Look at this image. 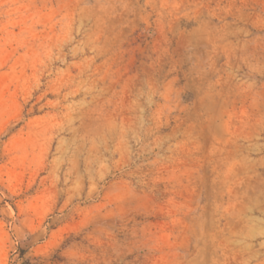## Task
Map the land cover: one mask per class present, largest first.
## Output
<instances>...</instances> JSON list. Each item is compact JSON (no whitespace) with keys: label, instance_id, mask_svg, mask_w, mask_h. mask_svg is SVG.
<instances>
[{"label":"rangeland","instance_id":"rangeland-1","mask_svg":"<svg viewBox=\"0 0 264 264\" xmlns=\"http://www.w3.org/2000/svg\"><path fill=\"white\" fill-rule=\"evenodd\" d=\"M264 264V0H0V264Z\"/></svg>","mask_w":264,"mask_h":264},{"label":"bare ground","instance_id":"bare-ground-1","mask_svg":"<svg viewBox=\"0 0 264 264\" xmlns=\"http://www.w3.org/2000/svg\"><path fill=\"white\" fill-rule=\"evenodd\" d=\"M113 255H108L107 257L104 258V260L102 261V264H117V259L113 258Z\"/></svg>","mask_w":264,"mask_h":264}]
</instances>
